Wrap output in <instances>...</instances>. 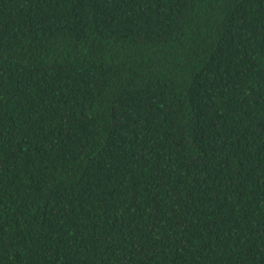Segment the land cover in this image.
Wrapping results in <instances>:
<instances>
[{"label":"trees","instance_id":"obj_1","mask_svg":"<svg viewBox=\"0 0 264 264\" xmlns=\"http://www.w3.org/2000/svg\"><path fill=\"white\" fill-rule=\"evenodd\" d=\"M0 264H264V0H0Z\"/></svg>","mask_w":264,"mask_h":264}]
</instances>
